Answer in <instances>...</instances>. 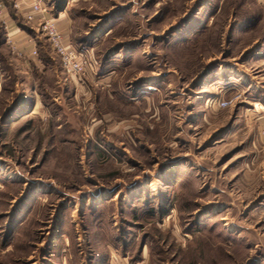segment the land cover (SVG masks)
<instances>
[{
	"label": "rangeland",
	"instance_id": "374dc122",
	"mask_svg": "<svg viewBox=\"0 0 264 264\" xmlns=\"http://www.w3.org/2000/svg\"><path fill=\"white\" fill-rule=\"evenodd\" d=\"M46 1L95 66L0 28V264H264V5Z\"/></svg>",
	"mask_w": 264,
	"mask_h": 264
},
{
	"label": "built area",
	"instance_id": "2783aa9c",
	"mask_svg": "<svg viewBox=\"0 0 264 264\" xmlns=\"http://www.w3.org/2000/svg\"><path fill=\"white\" fill-rule=\"evenodd\" d=\"M2 1L9 3L15 12L20 13L27 25L33 24L39 28L47 43H49L52 52L59 59L64 73L71 79L83 83L89 74L93 73L95 66L93 61L84 56L82 52L76 51L71 44L63 42V34L56 27L55 19L48 17L50 11L46 0H0V9L3 7ZM258 1L264 5V0ZM28 43L35 44L32 40ZM11 48L17 49L15 44ZM37 53L38 50L34 45L26 57H36ZM220 104L221 107L227 105L226 101Z\"/></svg>",
	"mask_w": 264,
	"mask_h": 264
},
{
	"label": "crops",
	"instance_id": "0c3cea01",
	"mask_svg": "<svg viewBox=\"0 0 264 264\" xmlns=\"http://www.w3.org/2000/svg\"><path fill=\"white\" fill-rule=\"evenodd\" d=\"M3 7L0 9V28L3 31V37L4 40L7 38L12 42V44H16L15 46L18 49H21L23 51L30 52L34 45V43H28L29 41H26L27 35L20 31L19 24H18V16L20 13L15 12L10 4L8 3V6L5 5L6 2H3ZM52 7H49L51 9ZM54 14V16H53ZM51 13L49 12L48 17L54 18L56 26L58 27L59 31L62 32L63 37H64V43L71 44L67 41L66 36H67V31L69 29V17H68V11L66 8L63 10L58 11V13ZM21 16V14H20ZM34 42V41H33ZM6 44V42H5ZM34 44V45H33ZM37 46V45H36ZM38 50V49H37ZM33 60V57L30 58ZM35 61V60H34ZM119 260H113V261H107L108 264H127L124 261L118 262Z\"/></svg>",
	"mask_w": 264,
	"mask_h": 264
},
{
	"label": "trees",
	"instance_id": "16d2710c",
	"mask_svg": "<svg viewBox=\"0 0 264 264\" xmlns=\"http://www.w3.org/2000/svg\"><path fill=\"white\" fill-rule=\"evenodd\" d=\"M61 1V0H60ZM63 2L61 1L60 3H59V5L57 6V10H60V8H61V4H62Z\"/></svg>",
	"mask_w": 264,
	"mask_h": 264
}]
</instances>
